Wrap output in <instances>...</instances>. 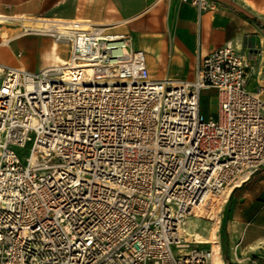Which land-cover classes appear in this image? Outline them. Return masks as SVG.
I'll list each match as a JSON object with an SVG mask.
<instances>
[{
  "label": "built area",
  "instance_id": "built-area-1",
  "mask_svg": "<svg viewBox=\"0 0 264 264\" xmlns=\"http://www.w3.org/2000/svg\"><path fill=\"white\" fill-rule=\"evenodd\" d=\"M31 22L23 34L68 55L37 72L0 65V264H225L184 230L207 196L264 167V102L246 89L251 53L226 44L191 80H153L128 35ZM205 89L216 92L212 118L200 113ZM30 134L22 165L15 151Z\"/></svg>",
  "mask_w": 264,
  "mask_h": 264
},
{
  "label": "crops",
  "instance_id": "crops-1",
  "mask_svg": "<svg viewBox=\"0 0 264 264\" xmlns=\"http://www.w3.org/2000/svg\"><path fill=\"white\" fill-rule=\"evenodd\" d=\"M209 1L211 9L198 15L195 8L178 0H0V16L9 19L0 26V32L8 34L7 43L0 38V64L37 72L55 65V58H67L65 44L23 34L18 17L80 20L112 34L128 35L132 48L145 54L153 80H191L197 62L226 44L244 55L251 53L254 68L247 76L246 89L260 91L264 102V0ZM29 36L47 46L38 68L29 67L21 51L10 49ZM199 105L204 118L215 117L216 92L207 109ZM230 201L223 246L217 241V253L213 246L201 248H211L220 263L246 264L255 258L264 264V168L234 187Z\"/></svg>",
  "mask_w": 264,
  "mask_h": 264
},
{
  "label": "rangeland",
  "instance_id": "rangeland-1",
  "mask_svg": "<svg viewBox=\"0 0 264 264\" xmlns=\"http://www.w3.org/2000/svg\"><path fill=\"white\" fill-rule=\"evenodd\" d=\"M36 19V18H32ZM25 25V27H35V25L31 21L23 22L22 25ZM38 27V25H36ZM23 28V26H22ZM21 49H19V46ZM10 49L16 50V51H21V53L24 55V57L27 58V64L31 68H38V66L42 65L44 62V51L47 49V46L41 42L38 38H35L33 36H29L25 39H23L20 43L18 44H12L10 46ZM2 51V50H0ZM4 51V50H3ZM8 51V50H7ZM59 55H61V50H58L57 52ZM215 91L210 90V89H205L201 92V107L204 109H207L210 103V98L214 95ZM34 140V135L30 134L28 137V141L23 149H17L16 155L19 158L20 162L22 165L26 164V159L29 156L30 149L32 147ZM264 168V167H263ZM262 168V169H263ZM259 170L258 172H260ZM257 173V172H256ZM255 173V174H256ZM238 185V184H237ZM231 191V190H230ZM228 195H225L226 201L223 203L222 207L220 208V215L218 216L217 220L215 221V230H216V236H217V241L221 242V246H223V233L225 229V224L227 221H229V215H230V209H231V201H230V192ZM207 221V222H206ZM201 222V223H200ZM188 232L190 234H198V237L201 236L202 238H205V240L210 241L215 233L213 226H212V221L207 220L203 218L202 216L200 218H195V216H192L188 219ZM198 223V224H197ZM200 223V224H199ZM194 224H197L196 227H193ZM187 226V225H186ZM212 227V228H211ZM198 237H192L185 235V238L188 241H195L198 239ZM197 247H207V246H213L211 243L209 244H200V243H195Z\"/></svg>",
  "mask_w": 264,
  "mask_h": 264
},
{
  "label": "bare ground",
  "instance_id": "bare-ground-1",
  "mask_svg": "<svg viewBox=\"0 0 264 264\" xmlns=\"http://www.w3.org/2000/svg\"><path fill=\"white\" fill-rule=\"evenodd\" d=\"M18 19L22 23L24 21L25 22H27V21H51V22H56L57 26L59 27L60 30H64V26H66L65 23L71 22V21L60 20V19H32V18H28V17H18ZM8 20H9L8 18L0 16V26L3 25L4 23H6ZM75 21L76 22H83V23L85 22V21H80V20H75ZM22 26H23V28L25 27L24 24ZM0 38H2V41L7 43V41H8L7 32L1 31L0 32ZM6 43H4V44H6ZM55 61H56V64L53 65V66H50L48 68L59 67L61 64L64 63V61L59 59V58H55ZM0 65H2V64H0ZM243 179H245V177H241L240 179H238L234 183V185L239 184ZM231 189H232V187H227L226 189H224L223 193L220 196H215V197L214 196H207L205 198L203 204L201 206H199L198 209L194 213L195 218H200L202 216L203 218L212 221V226H213V229H214L213 233H215V235L210 241L205 240V238H202L201 236L198 237L197 233L196 234H190L188 232L189 229L187 230L185 228V230H184V232H185L184 234L185 235H188V236L190 235L192 237H198V239L195 240L194 243H200V244H208V243L210 244L211 243L213 245V249H214L215 253H217V251H218L217 250L218 246H217V236H216L217 233H216V230H215V221L217 220L218 216L220 215V213H219L220 212V208L222 207L223 203L226 201L225 195H228L229 191ZM197 224H194L193 227H196Z\"/></svg>",
  "mask_w": 264,
  "mask_h": 264
}]
</instances>
